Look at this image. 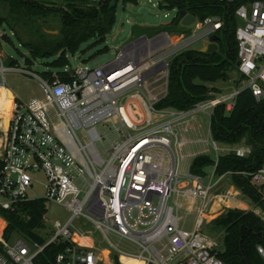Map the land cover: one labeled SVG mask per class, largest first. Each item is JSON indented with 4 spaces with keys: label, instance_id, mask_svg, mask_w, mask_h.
Instances as JSON below:
<instances>
[{
    "label": "built area",
    "instance_id": "1",
    "mask_svg": "<svg viewBox=\"0 0 264 264\" xmlns=\"http://www.w3.org/2000/svg\"><path fill=\"white\" fill-rule=\"evenodd\" d=\"M216 1L233 6L241 86L210 93L187 110L156 109L154 104L166 93L172 55L199 40L209 43L222 27L218 16H194L186 38L167 32L142 35L99 67L66 66L63 74L46 78L27 71L43 89L28 100L12 92L9 96L5 78L15 69L0 56V209L14 211L19 203L41 199L69 213L48 228L45 211L44 243L15 233L6 238L0 217V264H36L37 255L54 242L66 244L53 264H225L217 240L202 231L217 181L214 173L205 183V176L181 172L185 141L175 122L204 113L209 126L213 109L224 104L231 111L244 89L257 101L264 97V0ZM107 121L116 135L109 146L103 144L106 134L97 130ZM232 151L243 156L250 148ZM38 176L45 179L43 193L33 196ZM253 176L264 183V167ZM179 198L195 209L191 230L180 227ZM77 217L90 222L108 243L110 259L72 241ZM258 251L263 254L261 247Z\"/></svg>",
    "mask_w": 264,
    "mask_h": 264
},
{
    "label": "trees",
    "instance_id": "2",
    "mask_svg": "<svg viewBox=\"0 0 264 264\" xmlns=\"http://www.w3.org/2000/svg\"><path fill=\"white\" fill-rule=\"evenodd\" d=\"M61 25L50 43L38 44L17 36L12 25L5 22L15 37L34 56L58 55L57 62L67 64L66 52H75L82 43L103 41L115 22V9L119 0H62ZM170 7L176 6L198 19L218 16L223 24L216 32L218 49L201 52L198 48H183L174 53L169 63L166 93L155 104L156 109L187 110L196 102L209 96L216 88L210 86L218 80H226L231 68H236L237 42L234 37L236 18L233 6L216 0H163ZM11 15H38L50 11L45 0H0ZM1 21V18H0ZM180 22L178 14L172 24ZM187 28H184L186 30ZM56 55V56H57ZM58 59V58H57ZM63 70L60 74H63ZM48 75L47 77H49ZM209 130L214 141L233 145L244 142L248 154L240 156L234 151L218 155L214 161L208 155L196 156L189 171L204 176L206 166H214L216 176L228 173L241 194L264 212V183L256 182L253 174L264 167V97L259 101L248 89L235 98L231 111L224 104L212 112ZM46 205L35 199L19 203L14 211L0 209V217L6 222L4 236L12 233L29 240L44 243L40 235L44 227ZM211 232L220 234L218 256L225 264H264V221L252 210L224 208L210 222ZM66 243H50L36 257V264H53L57 253ZM261 247L263 254L258 251Z\"/></svg>",
    "mask_w": 264,
    "mask_h": 264
},
{
    "label": "rangeland",
    "instance_id": "3",
    "mask_svg": "<svg viewBox=\"0 0 264 264\" xmlns=\"http://www.w3.org/2000/svg\"><path fill=\"white\" fill-rule=\"evenodd\" d=\"M50 11L45 14L27 15L17 14L11 15L7 7L0 5V56L4 64L13 67L15 72H8L5 78V84L11 92L18 96L21 100H28L32 97H39L43 93V89L36 78L26 74L30 71L42 78H46L53 73H61L62 70L69 66L76 68L79 66L95 68L115 59L118 51L125 44H128L140 36L153 38L160 32L182 38L190 35L191 30L186 29L180 22L175 26L171 22L178 14L176 6L170 7L163 0H119L115 9V22L110 32L104 37L103 41L95 42L93 40L86 41L80 45L75 52H66L67 64L61 65L57 62L58 55L52 56H34L30 53L27 47H24L15 37L13 31L9 29L5 22L12 25L17 36L23 40L34 41L38 44H47L53 40V36L58 33L61 25V9L64 6L62 0H45ZM92 3V2H90ZM204 40H199L188 45V48H200ZM58 58V59H57ZM17 72H21L17 73ZM227 79L224 81H216L218 86L226 84L231 85L232 81L237 87L241 86L242 77L238 74L236 68H231L227 73ZM227 92V91H225ZM210 93H215L211 91ZM196 118L202 125V131L207 133L208 117L204 113H197ZM113 123L107 121L97 125V130L100 134H106L103 141L105 146L116 139V135L112 132ZM97 145L101 146L100 142ZM213 154V151H212ZM191 158H186L181 166L182 172H186L189 168ZM205 175V183L207 182L208 169ZM38 183L34 186V190L30 192L33 196H39L43 193L45 179L43 176L37 177ZM227 187V181L223 180L217 184L211 192L214 199L216 194H224ZM179 207L176 209V214L179 218L180 227L184 230H191L194 227L195 209L190 211L183 198L179 200ZM232 208V207H224ZM223 208V209H224ZM208 222L202 226L204 231L209 236L215 238L220 249L218 240L220 234L211 232L210 221L220 212L213 216L211 204L208 208ZM46 220L48 228H51L55 221H65L69 213L60 204L50 202L46 205ZM83 234V235H81ZM71 239L78 247L91 249L95 252L102 253L107 258H111L112 250L108 243L102 238L100 233L94 229L92 224L82 217H77L73 221L71 228ZM112 241L114 239L110 237ZM123 264H137L136 260H122Z\"/></svg>",
    "mask_w": 264,
    "mask_h": 264
},
{
    "label": "crops",
    "instance_id": "4",
    "mask_svg": "<svg viewBox=\"0 0 264 264\" xmlns=\"http://www.w3.org/2000/svg\"><path fill=\"white\" fill-rule=\"evenodd\" d=\"M218 81H224V80H218ZM210 86H213L216 88V91H214L215 93H219V92H225V91L229 92L236 86V84L232 81L231 85L226 84L223 86L222 85L218 86L215 81L211 83ZM153 88L157 90L160 89L159 87L154 86V85H153ZM175 127L178 130L179 138L185 141L184 146L181 148V154L183 156V160L180 165L181 172H182L181 166L186 158H191V162H192V160L196 156L208 155L214 161H216L218 155L220 154H224L230 150L232 151L238 148L249 147L244 142H240V143L233 144V145H227V144L215 141L217 145V151H215L213 147L211 146L210 140H209L212 138L210 130H209V126H207V133L204 134L202 131V125L199 123L197 118H193V119L187 118L181 121H177L175 122ZM212 151H213V154H212ZM190 164H189V167H190ZM206 168H210L208 169L210 170L209 174L214 173L213 165L206 166L204 168L205 175L208 172ZM187 171H189V168ZM214 176H215L214 180L217 181L216 185L219 184L221 181L225 180L227 181V187L225 189L224 194L214 195V199L211 202V208L213 212L214 211L216 212L213 213V216L216 213L222 211L224 207H232V208H238L242 210H252L255 214L260 216L262 220L264 221V212L259 207L253 205L250 202V200H248L246 197H244L241 194V191L230 180L228 173L219 175V176H216L214 173ZM186 207L190 211L194 210L193 206L188 207L186 205Z\"/></svg>",
    "mask_w": 264,
    "mask_h": 264
},
{
    "label": "water",
    "instance_id": "5",
    "mask_svg": "<svg viewBox=\"0 0 264 264\" xmlns=\"http://www.w3.org/2000/svg\"><path fill=\"white\" fill-rule=\"evenodd\" d=\"M178 16L180 18V23L187 28L191 29L194 27V16L186 13L184 10H178ZM211 41L207 44L202 45L199 49L201 52L212 53L218 49L217 41L218 37L216 35H212L210 37ZM113 69L112 71H114ZM72 71V69H70Z\"/></svg>",
    "mask_w": 264,
    "mask_h": 264
},
{
    "label": "bare ground",
    "instance_id": "6",
    "mask_svg": "<svg viewBox=\"0 0 264 264\" xmlns=\"http://www.w3.org/2000/svg\"><path fill=\"white\" fill-rule=\"evenodd\" d=\"M6 106V105H5ZM137 261V264H141V262L140 261H138V260H136Z\"/></svg>",
    "mask_w": 264,
    "mask_h": 264
}]
</instances>
